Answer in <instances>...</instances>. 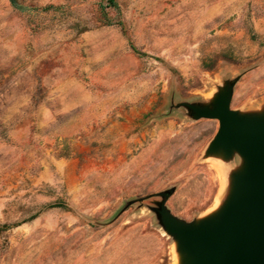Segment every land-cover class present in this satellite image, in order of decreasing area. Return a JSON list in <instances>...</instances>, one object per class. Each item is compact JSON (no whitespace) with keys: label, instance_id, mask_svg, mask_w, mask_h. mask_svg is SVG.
Segmentation results:
<instances>
[{"label":"rangeland","instance_id":"rangeland-1","mask_svg":"<svg viewBox=\"0 0 264 264\" xmlns=\"http://www.w3.org/2000/svg\"><path fill=\"white\" fill-rule=\"evenodd\" d=\"M115 1L0 0V264H173L159 193L186 222L229 193L181 104L264 108V0Z\"/></svg>","mask_w":264,"mask_h":264},{"label":"water","instance_id":"water-1","mask_svg":"<svg viewBox=\"0 0 264 264\" xmlns=\"http://www.w3.org/2000/svg\"><path fill=\"white\" fill-rule=\"evenodd\" d=\"M234 82L225 84L209 103L181 105L194 118L219 121L206 154L242 163L231 174L227 197L211 212L192 222L174 216L166 206L168 192L157 208L173 237L179 264H264V108L242 112L230 107Z\"/></svg>","mask_w":264,"mask_h":264},{"label":"bare ground","instance_id":"bare-ground-1","mask_svg":"<svg viewBox=\"0 0 264 264\" xmlns=\"http://www.w3.org/2000/svg\"><path fill=\"white\" fill-rule=\"evenodd\" d=\"M210 160H212V162H213V165L212 166L215 165V167L217 168V170H218L219 173H221V174L222 173L223 174L225 173V171L227 170V166L225 165V162L223 161V159L221 157H219V156L218 157H210L209 161ZM222 179H223V177H222ZM221 182H222V180H221ZM223 183H224V181H223ZM219 190H221V189H219ZM214 204H213L212 207H214ZM217 206H218V202H216L215 208ZM179 259H180L179 254L176 252L175 245H173V264H179Z\"/></svg>","mask_w":264,"mask_h":264},{"label":"trees","instance_id":"trees-1","mask_svg":"<svg viewBox=\"0 0 264 264\" xmlns=\"http://www.w3.org/2000/svg\"><path fill=\"white\" fill-rule=\"evenodd\" d=\"M108 1H109L110 5H112V6H116L117 5L115 0H108Z\"/></svg>","mask_w":264,"mask_h":264}]
</instances>
